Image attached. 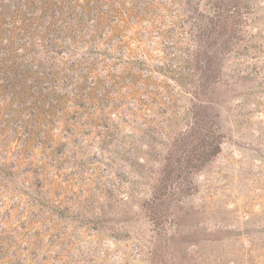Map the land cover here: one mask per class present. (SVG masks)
Here are the masks:
<instances>
[{"label":"rangeland","instance_id":"374dc122","mask_svg":"<svg viewBox=\"0 0 264 264\" xmlns=\"http://www.w3.org/2000/svg\"><path fill=\"white\" fill-rule=\"evenodd\" d=\"M0 264H264V0H0Z\"/></svg>","mask_w":264,"mask_h":264}]
</instances>
